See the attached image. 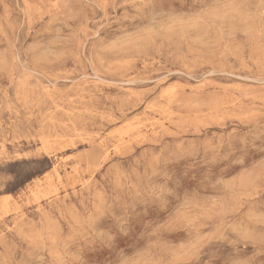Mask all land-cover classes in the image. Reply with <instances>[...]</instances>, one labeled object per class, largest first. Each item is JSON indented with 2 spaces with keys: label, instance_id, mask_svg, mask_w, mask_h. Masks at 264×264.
<instances>
[{
  "label": "rangeland",
  "instance_id": "rangeland-1",
  "mask_svg": "<svg viewBox=\"0 0 264 264\" xmlns=\"http://www.w3.org/2000/svg\"><path fill=\"white\" fill-rule=\"evenodd\" d=\"M261 137L264 0H0V264L260 262Z\"/></svg>",
  "mask_w": 264,
  "mask_h": 264
},
{
  "label": "snow or ice",
  "instance_id": "snow-or-ice-1",
  "mask_svg": "<svg viewBox=\"0 0 264 264\" xmlns=\"http://www.w3.org/2000/svg\"><path fill=\"white\" fill-rule=\"evenodd\" d=\"M261 140L264 141V137H261ZM248 141H245L244 147L248 148ZM262 149H264V143L261 144ZM18 176L19 174L16 173ZM182 178L177 174L171 179H166L159 187L154 190L152 194L151 204L147 208L153 215H157L161 207H164L172 198V195L177 192V184ZM131 234V223L128 224L117 222L108 232L104 234L102 240L107 244L109 255L114 259L110 261H105L104 264H119L115 259L117 254L120 252L121 247L127 242L128 235ZM264 251V249H262ZM90 264V262H89ZM225 264H264V260L256 262L254 257L247 261H236L231 254H229L225 259Z\"/></svg>",
  "mask_w": 264,
  "mask_h": 264
}]
</instances>
